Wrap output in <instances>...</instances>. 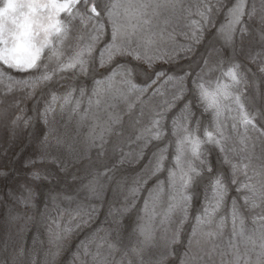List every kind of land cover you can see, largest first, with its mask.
Masks as SVG:
<instances>
[{"label": "rangeland", "instance_id": "374dc122", "mask_svg": "<svg viewBox=\"0 0 264 264\" xmlns=\"http://www.w3.org/2000/svg\"><path fill=\"white\" fill-rule=\"evenodd\" d=\"M0 264H264V0H0Z\"/></svg>", "mask_w": 264, "mask_h": 264}]
</instances>
